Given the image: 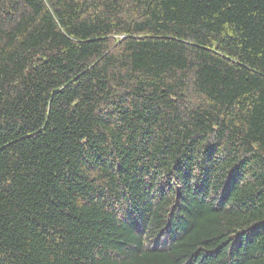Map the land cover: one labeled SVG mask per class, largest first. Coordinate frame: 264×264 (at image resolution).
<instances>
[{"label":"trees","instance_id":"trees-1","mask_svg":"<svg viewBox=\"0 0 264 264\" xmlns=\"http://www.w3.org/2000/svg\"><path fill=\"white\" fill-rule=\"evenodd\" d=\"M0 264H264V0H0Z\"/></svg>","mask_w":264,"mask_h":264}]
</instances>
